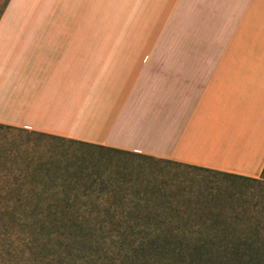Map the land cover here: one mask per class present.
Listing matches in <instances>:
<instances>
[{
	"label": "crops",
	"instance_id": "crops-1",
	"mask_svg": "<svg viewBox=\"0 0 264 264\" xmlns=\"http://www.w3.org/2000/svg\"><path fill=\"white\" fill-rule=\"evenodd\" d=\"M0 123L260 177L264 0H9Z\"/></svg>",
	"mask_w": 264,
	"mask_h": 264
},
{
	"label": "rangeland",
	"instance_id": "rangeland-1",
	"mask_svg": "<svg viewBox=\"0 0 264 264\" xmlns=\"http://www.w3.org/2000/svg\"><path fill=\"white\" fill-rule=\"evenodd\" d=\"M5 1L0 0V10ZM15 128L19 127L0 126V147L12 146L14 149L3 159L9 164L18 162L23 167L35 169L24 172L0 169V184L3 179L5 183H15L13 188H16L10 192L0 185L2 264H149V248L139 247L138 243L132 242V237L122 233L111 236L112 232L117 233L115 227L109 226L104 231L91 224L93 229L76 230L48 222L49 228L44 229L46 224L42 227L43 224L37 223L39 217L25 216L31 210L22 214L18 210L19 194L31 198L81 196L85 201L89 198L105 200L115 193L124 195V191L111 190L109 183L112 182H122L124 189L128 188L130 193L122 201L125 204L112 207L83 205L69 217L74 214H81V217L87 213L97 216L95 221L101 222L109 212L146 213L149 209H162L149 204L154 201L147 203L145 200L149 198V183L155 182L162 184L175 199L173 204H165L164 210L172 212L180 206L185 213L191 211V215L176 219L181 221L172 225L187 229L192 226L195 229L228 227L231 231L256 228L264 231V179H241ZM48 167H52V172ZM45 181L57 184L58 189L53 191L54 186L45 188L41 185ZM29 183L34 184L35 190H27ZM145 189L147 192L141 193L147 196L143 197L139 191ZM11 198L14 203L8 208L6 202Z\"/></svg>",
	"mask_w": 264,
	"mask_h": 264
},
{
	"label": "trees",
	"instance_id": "trees-1",
	"mask_svg": "<svg viewBox=\"0 0 264 264\" xmlns=\"http://www.w3.org/2000/svg\"><path fill=\"white\" fill-rule=\"evenodd\" d=\"M8 2L9 0H6L3 8L0 10V18L4 13ZM0 126L10 128L15 127L4 124H0ZM19 130H24V128H20ZM40 134L58 139H68L62 136L41 132ZM69 140L86 143L74 139ZM92 145L115 152L143 155L149 159L152 158L158 161L178 163L205 171H216L241 179L254 181H261L264 179V171L260 177H248L194 165L182 164L114 147H106L97 144ZM13 150L12 146L6 149L0 147V169L19 172L35 169V167L32 166L23 167L18 162H12L9 164L5 158L3 159L8 152ZM48 165L49 164L46 166ZM49 170L52 172V167H50ZM66 182L69 183V181ZM14 184L15 183L10 181L5 183L2 179L0 185L2 189L6 188L7 191L10 190V192H12L16 191V188H13ZM123 184L124 183L122 182L109 183L112 191H124V195L115 193L112 195L113 197L108 196L105 200H95L89 198L85 201V199L81 196L71 197L66 195L39 196L31 198L29 196H22L19 194L17 200V202H19L18 210L21 211V214L31 210V212L27 213L25 216L34 215L39 217L40 220H38L37 223L43 224L42 227L46 224L44 229L49 228L48 222L54 226H58V224H60L76 230L93 229L91 224L98 225L104 231H106L109 226L115 227L117 233L112 232L111 236H116L117 234L122 233L124 236L132 237V242L138 243L139 247L149 248V264H264V231L259 228L254 230L231 231L228 227L195 229L192 226L187 229L182 226H177L178 224L172 225L173 223H179L185 215H191V211L185 213V211L181 210L182 208L180 206L172 209V212L167 209L164 210V205L168 202L173 204L175 199L171 198L172 195L168 194L164 190L162 184L155 182L152 185L149 183V198H146L145 200L147 203L154 201V203L149 204H153L154 207H161L162 209H149L146 213H125L123 211L113 213L109 212V214L104 215V220L101 222L95 221L97 216H92L87 213L82 214L81 217L79 216L81 214H74L73 217H69L72 212L75 211L76 213L83 205H95L94 207L100 205H105L106 207L123 205L124 202L122 201H124L130 193L127 191L128 188L124 189ZM28 185H30V187L27 188V190H35L33 183H29ZM41 185L45 186V188H47V186L48 188L54 186L55 188L52 187L53 191L58 189L57 184L54 183V185H52V182L45 181ZM139 192L143 197L147 196L146 193H141L147 192V189ZM12 203H14L13 199H8L6 206L9 208L12 206ZM190 204H192V202ZM194 204L196 205V203ZM0 207H3V205ZM193 212L194 211H192V213ZM211 213L215 215L217 214L216 211H211ZM180 217V220H176ZM0 254H2V252H0ZM2 263L1 259L0 264Z\"/></svg>",
	"mask_w": 264,
	"mask_h": 264
}]
</instances>
